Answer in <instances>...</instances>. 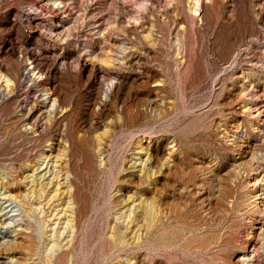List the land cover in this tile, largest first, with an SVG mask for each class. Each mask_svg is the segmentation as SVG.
<instances>
[{"label": "rangeland", "instance_id": "1", "mask_svg": "<svg viewBox=\"0 0 264 264\" xmlns=\"http://www.w3.org/2000/svg\"><path fill=\"white\" fill-rule=\"evenodd\" d=\"M195 9L0 0V264H264V0Z\"/></svg>", "mask_w": 264, "mask_h": 264}, {"label": "bare ground", "instance_id": "2", "mask_svg": "<svg viewBox=\"0 0 264 264\" xmlns=\"http://www.w3.org/2000/svg\"><path fill=\"white\" fill-rule=\"evenodd\" d=\"M191 3V7L193 8V11H196V4H197V0H190ZM31 63H33V60L31 61ZM36 65L33 66L32 70L30 71L31 74H29V72L23 74V78H27L28 81H31L33 84L37 85L39 87V92H44L45 94H47L46 99H48V102L51 100L52 103L51 105L57 103L58 105V93L56 92L55 88H54V76L50 74L48 69H44V68H37ZM17 73L16 70L14 69V76H9L6 73V69L0 64V98L4 97V96H8V94H12L13 93V89L15 88V86L18 84V79H17ZM33 75V76H32ZM36 77V78H35ZM36 94V93H35ZM37 96H35L36 98ZM34 98V97H33ZM32 102V101H31ZM41 104H44V101H41ZM28 111L26 112V115L24 116V122L25 124L29 125L31 129H37V127H40L43 125L40 124V115L39 114H34L31 110L34 108V104L33 103H28ZM43 107H41L42 109ZM49 118V116H47V119ZM264 175V174H263ZM262 175V177H264ZM263 180V178H262ZM258 193V192H257ZM256 198L260 199L258 204V207L260 204L263 205L264 200H262L264 198V183H262L260 185V189H259V193L256 195ZM49 245V243L46 244V247ZM50 247L47 248V250L49 251V249H51V247L54 248L55 243H52L49 245ZM253 249V248H252ZM54 255H50V254H46L45 255V259L44 262L46 264H52ZM249 264H253L251 261L248 262Z\"/></svg>", "mask_w": 264, "mask_h": 264}]
</instances>
